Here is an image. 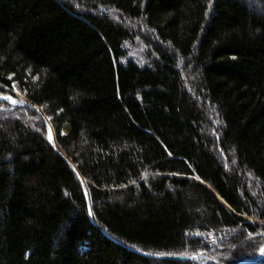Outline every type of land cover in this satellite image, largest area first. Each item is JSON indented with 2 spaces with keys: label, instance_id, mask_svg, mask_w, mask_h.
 <instances>
[{
  "label": "trees",
  "instance_id": "trees-1",
  "mask_svg": "<svg viewBox=\"0 0 264 264\" xmlns=\"http://www.w3.org/2000/svg\"><path fill=\"white\" fill-rule=\"evenodd\" d=\"M4 95L0 264L260 255L264 0H0Z\"/></svg>",
  "mask_w": 264,
  "mask_h": 264
},
{
  "label": "water",
  "instance_id": "water-1",
  "mask_svg": "<svg viewBox=\"0 0 264 264\" xmlns=\"http://www.w3.org/2000/svg\"><path fill=\"white\" fill-rule=\"evenodd\" d=\"M3 96H0V101H4V102H8L11 105H15V106H26L30 109H32L34 112H36L37 114H39L40 116H42L44 118V116L42 115V112L40 111V109H38L36 106H33L31 104H28L25 101H19L17 102V104L9 102L8 100H5L2 98ZM49 135L51 136V140L49 139V142L51 143V145L55 148V140H54V135L51 132V130L49 129ZM72 170L75 172L76 176L79 178V180L82 181L81 176L79 175V173L76 171V169L74 168V166L72 164H70ZM142 255L146 256V257H150V258H154V259H161V260H171V261H185V260H193V259H188V258H172V257H158V256H154V255H148V254H144L141 253ZM264 258V253L260 254L259 257L255 260H248L246 262H244L243 264H257L259 263L262 259Z\"/></svg>",
  "mask_w": 264,
  "mask_h": 264
},
{
  "label": "snow or ice",
  "instance_id": "snow-or-ice-1",
  "mask_svg": "<svg viewBox=\"0 0 264 264\" xmlns=\"http://www.w3.org/2000/svg\"><path fill=\"white\" fill-rule=\"evenodd\" d=\"M9 79H11V77H9ZM13 89H15V85H13ZM3 99H5V100H9V101H11L12 103H17V101H15L11 96H9V95H4L3 97H2ZM49 139L51 140V136L49 135ZM89 214L91 215V212H89ZM261 252H264V247H262L261 248Z\"/></svg>",
  "mask_w": 264,
  "mask_h": 264
},
{
  "label": "rangeland",
  "instance_id": "rangeland-1",
  "mask_svg": "<svg viewBox=\"0 0 264 264\" xmlns=\"http://www.w3.org/2000/svg\"><path fill=\"white\" fill-rule=\"evenodd\" d=\"M15 89L16 90H18V88L17 87H15ZM16 93V96H18L19 97V95H18V93L17 92H15ZM15 101H17V102H19L20 100H18L17 98H15V97H12ZM9 101V100H8ZM2 102H4V101H2ZM9 102H11V101H9ZM17 104V103H16ZM262 253H264V252H261L260 254H262ZM259 257V256H258ZM198 257H194V258H192L193 260L195 259H197ZM246 262V261H245ZM244 263V262H243ZM243 263H241V264H243Z\"/></svg>",
  "mask_w": 264,
  "mask_h": 264
}]
</instances>
